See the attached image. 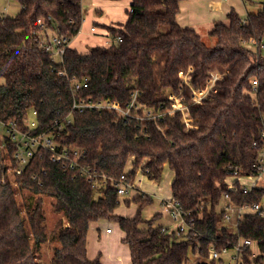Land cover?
I'll return each instance as SVG.
<instances>
[{"label": "trees", "instance_id": "obj_1", "mask_svg": "<svg viewBox=\"0 0 264 264\" xmlns=\"http://www.w3.org/2000/svg\"><path fill=\"white\" fill-rule=\"evenodd\" d=\"M15 1L21 12L0 16V122L13 121L32 134L50 130L61 148L83 152L81 165L91 167L95 177L90 182L39 149L22 174H12L26 196L23 216L0 149V264H40L37 254L49 241L44 197L52 199L59 217L54 235L61 247L54 250L52 264H103L101 254L88 257L90 226L103 220L125 232L131 264H188L191 253L207 260L212 246L233 248L240 239L258 247V254L243 249L240 264H263L264 217L246 214L232 228L225 224L222 204L225 193L239 207L264 200V188L246 192L239 180L259 173L264 147V5L245 19L233 9L228 23L216 22L209 31L216 44L208 46L197 30L178 22L186 0H132L125 28L110 30V46L85 54L67 47L57 62L38 43V21L72 40L84 21L82 0ZM213 73L221 79L203 104H195L196 93L205 91ZM85 79L79 99L110 100L125 108L138 93L140 113L149 108L160 117L73 110L72 81ZM177 99L189 128L181 111L170 113ZM34 111L37 127L30 130L24 120ZM4 142L11 157L15 146L7 138ZM129 162L131 184L138 170L151 181L161 180L165 167L174 172L172 199L185 212L187 233L179 236L155 226L154 219H143V207L153 201L147 194L135 198L136 216L116 214L118 184ZM235 172L238 178L229 184Z\"/></svg>", "mask_w": 264, "mask_h": 264}, {"label": "built area", "instance_id": "obj_2", "mask_svg": "<svg viewBox=\"0 0 264 264\" xmlns=\"http://www.w3.org/2000/svg\"><path fill=\"white\" fill-rule=\"evenodd\" d=\"M39 24L42 27V30L38 33V43L43 51L50 52L53 55V59L59 57V61L62 59V56L65 52V49L70 46L71 40L67 36H61L51 32L46 29L44 21L39 19ZM97 28L95 26L91 27V31L95 32ZM122 38L118 37L116 42H121ZM113 42V41H112ZM110 42V44H112ZM56 61V60H55ZM58 62V61H57ZM221 76L218 73H213L211 77V81L209 86L203 92H197L195 97V104H203L205 100L208 99L210 91L213 89L216 81L220 80ZM185 82L189 81V77L184 78ZM72 85L74 87V101L72 104V109L79 112L84 111H109L116 113L119 118L124 117H137L140 120H157L160 117V114L155 113L152 109L145 108L140 113L142 109L141 103L138 101V93L133 94V100L127 107H121L117 103L110 100L103 101H92V100H84L79 99L76 96V93L80 91L82 88L87 87V79L84 81L73 80ZM254 91H257V81L253 82ZM181 104L180 100L177 99L176 103L170 112L174 114L177 111H181L184 115V120L188 125V128L191 126L190 120L185 115V107H178L177 105ZM36 111H34L30 117L24 120L25 125L29 127L30 130L36 129L37 122L35 120ZM3 123V122H2ZM264 123V116H263ZM7 130V139L15 146V151L13 155L8 157L6 160L7 163V171H12L14 175H20L24 171V168L30 163L31 159L38 152L39 149H44L52 152L54 154L53 160L60 162L63 164L65 169L79 171L81 176H84L88 181H93L95 177V172L91 167H86L81 165V160L84 155L83 152L78 149L71 148H61L60 144L54 140L53 132L50 130H45L37 134H32L27 131H21L17 128L15 122L10 121L8 123H3ZM264 144V140L262 141ZM4 148L6 149V145L4 144ZM1 149V148H0ZM14 162V163H13ZM259 173L256 175L258 179L255 183H253L252 187H247V185H242L245 188V191L248 192L253 188H258L255 185L258 180L263 178L264 175V147L262 148L259 156ZM128 172H125L121 176L120 183L118 184V196L120 202L124 200L125 197L128 196L130 189L134 188L133 184L128 181L127 178ZM238 178V172L234 173V176ZM246 178V177H243ZM241 179V178H239ZM224 201L226 202L223 205L224 210H226L225 214V223L237 225L240 221H242L243 217L249 213H259L262 217H264V206L262 203H256L252 206L244 205V206H236L232 203L231 198L228 193L224 195ZM165 204L166 212L171 216V218L178 222L177 229L175 230L177 235L182 236L187 233L188 225L185 220V212L180 208V205L174 199L165 200L163 202ZM244 210H249V213L243 214ZM234 211L235 215L230 212ZM112 229H107V233H111ZM256 246L252 240L249 239H240L238 244L233 248H221L217 249L212 246L209 249L208 259L205 260L208 264H240V254L243 249H253ZM254 253L257 254L254 250Z\"/></svg>", "mask_w": 264, "mask_h": 264}, {"label": "rangeland", "instance_id": "obj_3", "mask_svg": "<svg viewBox=\"0 0 264 264\" xmlns=\"http://www.w3.org/2000/svg\"><path fill=\"white\" fill-rule=\"evenodd\" d=\"M83 1V0H82ZM247 3V7H251L252 10H255L254 7L259 6L256 11H251L252 13L257 12L259 9L262 8V5H264V0H252L253 4H248L249 0H245ZM83 15H84V21L81 27V30L77 36L72 38V46L77 48L79 51H89L94 45L97 43L103 42L105 43L107 39L110 40V42L113 41L112 34L110 33L108 37L103 36L104 29L108 30H118V29H124L126 23H115L111 25L103 26L107 23L111 22H120L128 20V11H130V0H84L83 3ZM240 8V15L245 19L248 15V10H246V6L241 3L239 5ZM21 6L20 4L15 0H0V16L3 17H14L18 14V12H21ZM92 25L98 26L99 30L97 33L90 32V28ZM199 34L202 36L204 42L208 46H214L216 44V39L211 37L209 34H206L204 31H198ZM103 34V35H102ZM111 45V44H110ZM108 47V46H107ZM250 48L253 50H257L255 46L249 45ZM262 55L264 57V47H262ZM59 57H56L55 60L59 61ZM178 107H184V105H177ZM7 137V130L2 122H0V148L2 152L6 155V160H8V153L6 149L4 148L5 144V138ZM132 169V164L129 162V165L127 167V172ZM9 174L11 175V179L14 182V188L16 192V197L18 202L20 203V208L22 211V215H25V208L23 207L22 201L24 200V197H26L20 190L19 186L15 183V178L12 176L13 172L10 171ZM174 172L168 168L165 167V170L163 172L162 179L159 181H151L147 178V176L141 171L138 170L137 176L135 178V182L137 185L142 188L141 190L146 191L149 194H152L153 201L145 205L141 212V217L145 220H153L154 219V225L155 226H164L165 228H169L170 230H176L178 226V222L174 221L171 216L166 212L165 210V204L163 203L164 199H171L172 198V182L174 180ZM237 178L236 177H229L230 182H234ZM258 179L257 176H251L246 177L244 182L247 184V187H252L253 183L256 182ZM231 184V183H229ZM258 188H264V175L263 178L259 179L257 184L255 185ZM135 189V188H134ZM132 189H130L131 191ZM143 194V193H141ZM148 195V194H147ZM133 197V194L131 195ZM135 198L132 200H126L125 202L121 201V205L119 206L118 215L125 216V217H131L136 216L138 212V205L134 202ZM51 202L52 199L48 197H44V203L43 208L45 209L46 216H47V227H48V235H49V241L45 243L41 250L37 254V259L40 262V264H52V257L54 250L56 248L61 247V243L57 239V235H54V231L56 230L57 222L59 220V217L56 216L52 209H51ZM131 202V203H130ZM146 204V203H144ZM226 202L223 200V205H225ZM262 204L264 206V200L262 201ZM222 206L219 208L222 209ZM224 207V206H223ZM249 210H244L243 214L249 213ZM231 214L235 215L234 211L230 212ZM60 218H63L62 216ZM64 219V218H63ZM107 221V220H105ZM106 222L105 226L109 227L110 229L115 227V222ZM227 225V223H225ZM232 228H235V225H229ZM144 227V226H142ZM27 232L30 234V238L32 239L31 229L29 225H26ZM117 234V233H116ZM93 235V232H92ZM94 238V237H93ZM91 239V247L93 249H96L98 252V255L101 253V255H104L109 258L110 255L113 254V251L116 246H119L123 244V241L116 240V237L114 236L111 240L112 242H103V239L101 242H97V239L93 240ZM33 240V239H32ZM31 240V241H32ZM116 240V241H115ZM89 242V239H88ZM121 243V244H120ZM255 252L258 254V247L257 245L253 247ZM198 255L190 254V261L188 264H200V263H206L205 260H202L198 258ZM110 260L112 258L110 257ZM264 264V260H263Z\"/></svg>", "mask_w": 264, "mask_h": 264}, {"label": "crops", "instance_id": "obj_4", "mask_svg": "<svg viewBox=\"0 0 264 264\" xmlns=\"http://www.w3.org/2000/svg\"><path fill=\"white\" fill-rule=\"evenodd\" d=\"M83 3H84V0L82 1V6H83ZM241 3L246 6V10H248V13H252L251 11H256V9L259 7V6L254 7L255 10H252L253 5L251 7H247V3L245 0H186L181 3V6H180L181 11L178 15V22L182 27L193 28L197 30V32L202 30L206 34H209V31L213 28L216 22L228 23L227 16L233 9L237 13L240 14L241 10L239 8V5H241ZM249 3L253 4L254 2L252 0H249L248 4ZM131 4H132V0H130V8H131ZM19 13L20 11L18 12V14ZM126 22H127V19L125 21L107 23L105 24V26L115 24V23H126ZM92 26H95L97 28V30L95 31V33H97L99 30L98 26L96 25H92ZM103 29H104V33H103L104 35L103 34L102 35L109 38L108 35L110 34V32L106 30L105 28ZM90 32H92L91 28H90ZM71 43L72 42H70L69 47L76 49L78 52L83 53V54L89 52V51L88 52L79 51L77 48L72 46ZM95 46H110V40L107 39L105 43L103 42L97 43L93 47ZM239 180L242 185H247L244 182L245 178H241ZM228 182L231 184L233 183V182H230L229 180ZM133 187L135 189L132 188L128 196L125 197L124 200H122L123 202H125L126 200H130L132 202V200L141 193L152 196V194H149V192L147 193L146 191L141 190L142 188H140V186L137 185L135 181L133 183ZM132 194H133V197L131 196ZM165 200L167 199H164L163 202ZM116 214L118 215V210L116 211ZM131 217H134V216H131ZM106 222L109 223L108 221L103 220L99 222H93L90 226V229L88 232V239H89L88 257L90 259H95L96 257L99 256L97 250L91 247L90 241L93 237H94L93 240L97 239V242H101L103 239V242L107 241L111 243L112 242L111 239L114 236L116 237V240L118 241L123 240V238L126 236L125 232L121 230L120 225L118 223H114L115 227L112 228L111 233H107L106 230L109 229V227L105 226ZM92 232H93V235H92ZM110 257L112 258V260H110ZM101 261L103 264H131L129 246L124 243L119 246H116L113 251V254L110 255L109 258L104 255H101Z\"/></svg>", "mask_w": 264, "mask_h": 264}]
</instances>
